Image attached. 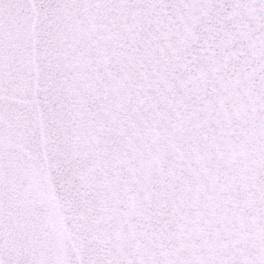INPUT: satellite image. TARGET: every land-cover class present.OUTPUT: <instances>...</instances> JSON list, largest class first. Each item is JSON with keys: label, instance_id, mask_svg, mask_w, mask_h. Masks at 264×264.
Listing matches in <instances>:
<instances>
[{"label": "snow or ice", "instance_id": "obj_1", "mask_svg": "<svg viewBox=\"0 0 264 264\" xmlns=\"http://www.w3.org/2000/svg\"><path fill=\"white\" fill-rule=\"evenodd\" d=\"M0 264H264V0H0Z\"/></svg>", "mask_w": 264, "mask_h": 264}]
</instances>
